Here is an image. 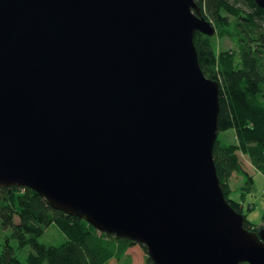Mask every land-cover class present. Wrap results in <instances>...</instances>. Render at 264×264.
<instances>
[{"label":"water","instance_id":"1","mask_svg":"<svg viewBox=\"0 0 264 264\" xmlns=\"http://www.w3.org/2000/svg\"><path fill=\"white\" fill-rule=\"evenodd\" d=\"M197 1L0 0V188L154 264H264V228L217 173L220 84L194 42L216 30Z\"/></svg>","mask_w":264,"mask_h":264},{"label":"trees","instance_id":"2","mask_svg":"<svg viewBox=\"0 0 264 264\" xmlns=\"http://www.w3.org/2000/svg\"><path fill=\"white\" fill-rule=\"evenodd\" d=\"M197 4L217 33L234 45L222 51L213 37L199 32L194 40L203 72L220 84L219 131L233 130L237 137L231 144L220 142L218 137L214 148L217 173L228 199V181L234 173L244 172L241 154L264 175V9L256 0H198ZM247 178L250 192L254 179ZM228 201L243 214L240 204ZM0 222L11 229V236L0 242L2 264H112L114 259L121 262L125 253L138 245L100 233L84 220L53 210L30 189L0 188ZM53 223L68 241L47 247L39 243V238ZM245 227L253 231L255 225L245 217ZM12 241L18 248L32 247L34 252L21 261ZM146 264L154 263L147 257Z\"/></svg>","mask_w":264,"mask_h":264},{"label":"rangeland","instance_id":"3","mask_svg":"<svg viewBox=\"0 0 264 264\" xmlns=\"http://www.w3.org/2000/svg\"><path fill=\"white\" fill-rule=\"evenodd\" d=\"M213 41L222 51L234 48L233 43L227 37L220 36L217 31L215 36H213ZM218 137L219 141L225 144H231L237 141L235 131L233 130L221 132ZM241 162L244 172L234 173L228 181V187L231 191L228 199L240 204L243 215L250 224L255 225L253 231L256 232L255 229L264 228V175L253 167L248 156L241 154ZM248 175L254 179V185L250 192L247 191ZM18 221L19 219L16 218L17 223ZM10 236L11 229L5 228L0 222V242L4 243ZM67 238V235L57 224L53 223L39 238V243L47 247H58L66 243L68 241ZM12 244L16 248V256L21 261H25L29 254L34 252L32 247L20 249L15 241H12ZM147 257L146 250L141 245H135L125 253L121 262L114 259L112 264H146Z\"/></svg>","mask_w":264,"mask_h":264},{"label":"crops","instance_id":"4","mask_svg":"<svg viewBox=\"0 0 264 264\" xmlns=\"http://www.w3.org/2000/svg\"><path fill=\"white\" fill-rule=\"evenodd\" d=\"M256 174V173H255Z\"/></svg>","mask_w":264,"mask_h":264}]
</instances>
